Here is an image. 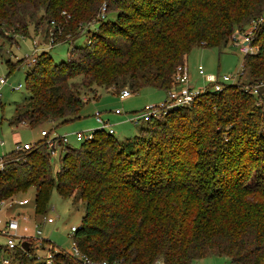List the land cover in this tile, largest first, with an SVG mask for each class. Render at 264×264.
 <instances>
[{
	"label": "trees",
	"instance_id": "16d2710c",
	"mask_svg": "<svg viewBox=\"0 0 264 264\" xmlns=\"http://www.w3.org/2000/svg\"><path fill=\"white\" fill-rule=\"evenodd\" d=\"M263 15L264 0H0V38L26 34L28 24L38 30L44 20L54 23L51 43L70 45L65 60L42 51L26 68L28 95L14 103L8 124L50 122L54 130L79 119L99 88L167 92L193 48L221 50ZM253 44L258 51L243 59L246 81L219 91L208 84L192 105L145 122L133 137L95 129L92 139L65 146L55 171L43 139L6 153L0 203L30 188L37 213L53 190L82 200L72 239L92 259L190 264L221 255L264 264V101L244 90L264 81V20ZM8 264L79 263L61 249L47 263L30 246L16 248Z\"/></svg>",
	"mask_w": 264,
	"mask_h": 264
},
{
	"label": "rangeland",
	"instance_id": "374dc122",
	"mask_svg": "<svg viewBox=\"0 0 264 264\" xmlns=\"http://www.w3.org/2000/svg\"><path fill=\"white\" fill-rule=\"evenodd\" d=\"M62 14H64V12H62ZM88 24H90L89 27L93 28L96 23L92 21ZM53 26V22L47 23V21L41 20L38 30H35L33 24H28L26 34L0 38V75H9L7 76V85L2 89L0 98V139L4 141V144L0 146V155L12 151L16 142L33 143L40 140V131L42 127L46 128V130H51V132L57 135L99 129L100 125L93 117L95 111H99L103 119H109L115 131L114 136L117 140L121 141L133 137L139 133V129L144 123H129L127 122V118H129L132 113L139 111L145 104H157L166 98L167 93L164 90L155 89L153 87H145L136 93L130 92V95L124 99H120L117 95L120 91L115 94L110 90L99 88L97 98H90L82 106L79 119L62 124L54 130L50 122L35 127H31L27 123L9 125L8 119L15 112L14 103L22 101L28 95L24 86L25 71L28 66L34 63L30 62L28 57L35 59L40 52L49 51L55 63L67 58L68 49L70 47L68 43L60 42L55 45L51 43L50 38ZM47 29L49 36L46 33ZM85 41L86 37L81 36L76 40L75 44H83ZM243 59L244 55L238 50V47L229 42L221 50L205 47L193 48L188 54L186 66L189 73L192 75L191 83L197 87L204 84V77L197 72L198 66L201 65L203 67L204 76L209 77L210 83H213L216 80L222 81L223 76L235 75L236 72L241 69ZM6 61L13 66L16 65V69L13 72L9 73L10 71ZM51 64L52 63H50V65ZM76 80H79V78ZM244 80L246 81L247 78L243 76L242 81ZM18 83H21L23 86L19 90H13L12 87ZM226 84H229V82ZM83 96L84 98H88L90 94L85 93ZM116 109L120 110L122 114H114ZM69 142L72 146L78 145V142L73 140V138H69ZM58 157L59 156L52 157L51 162L54 171L59 168ZM34 192V188H30L26 192L11 198L12 200L29 199L27 205L16 207L11 212L15 214L21 211L22 214L30 218V221L33 220V222L40 223L39 228L41 230V237L44 238L45 241L53 243L65 253L70 254L73 249V239L70 228L71 226L78 227L81 223V217L84 211L82 200L74 196H61L53 190L46 211L44 213H37L34 209ZM11 199L7 201H11ZM7 204H9V202L3 204V206L5 207ZM45 217L53 218L54 222L50 224L43 222ZM46 245L47 243L39 244L37 240L34 241L33 249L37 258L44 259V255L48 249ZM190 264L235 263L225 256L214 255L193 260Z\"/></svg>",
	"mask_w": 264,
	"mask_h": 264
},
{
	"label": "built area",
	"instance_id": "2783aa9c",
	"mask_svg": "<svg viewBox=\"0 0 264 264\" xmlns=\"http://www.w3.org/2000/svg\"><path fill=\"white\" fill-rule=\"evenodd\" d=\"M105 4L101 6L100 9V18L105 16ZM264 20V15L261 16L258 20H253L250 22L248 27L244 31L235 30L230 38V43H233L238 50L243 54H254L258 51V46L253 44V37L257 24ZM52 41V40H51ZM35 44V42H34ZM30 62H34L35 59L28 57ZM197 72L199 75L204 77V84L195 86L191 82V76L186 66H178L175 70L174 80L176 82L175 87L169 89L166 93L165 100L157 104H145L139 111H136L127 118V122L137 124L145 123L151 119L158 118L166 114L169 110L179 107H185L192 105L195 100L198 98V95L203 93L207 89V85L210 83V78L204 76L203 67L200 65L197 67ZM244 76V65L242 63L241 69L236 72L235 75H227L222 77V81L216 80L213 83H210L211 90L219 91L223 88L226 83H236L242 81ZM209 84V85H210ZM7 85V75H0V98L1 91ZM23 85L18 83L13 86V90H19ZM245 91H249L251 94L258 97L259 101H264V81L257 82L253 85H245ZM130 95L128 89H122L118 94L120 99H124ZM121 111L116 109L115 113H120ZM94 118L96 122L100 125L99 129H103L110 134H115L111 124L103 119L99 111H95ZM94 131V130H93ZM93 131H77L72 133V136L76 142L92 139ZM41 139H43V144L46 145L47 150L50 153V156H60L63 154L64 148L68 145L70 134L57 135L53 132H48L46 129L40 131ZM4 144V141L0 139V146ZM14 151L18 150H27L30 149L34 142H25L20 143L16 142ZM6 154V153H5ZM5 154L0 155V170L4 167ZM59 158V157H58ZM3 206V204L8 203ZM29 203V199H14L11 201H3L0 203V248L2 250V263L8 264L9 256L15 251L16 248H22L23 242H28L33 247L35 240L39 244L47 243L48 246L47 252L44 255V259L47 263H50L52 260L53 252L59 250L56 246H53V243L47 242L44 238L41 237V230L37 222L30 221V218L22 214L21 211L13 214L11 211L16 207H23ZM5 209V210H3ZM7 210V211H6ZM6 211V212H4ZM47 224L53 223L54 219L51 217H45L44 221ZM32 226V228H31ZM77 227L71 226L70 233L73 235ZM25 251V250H24ZM71 257L76 259L79 264H120L117 261H108L92 259L88 255L82 253L76 244L73 242L72 252L69 254ZM154 264H165L161 260H157Z\"/></svg>",
	"mask_w": 264,
	"mask_h": 264
},
{
	"label": "crops",
	"instance_id": "0c3cea01",
	"mask_svg": "<svg viewBox=\"0 0 264 264\" xmlns=\"http://www.w3.org/2000/svg\"><path fill=\"white\" fill-rule=\"evenodd\" d=\"M190 76H191V81H192V75L190 74ZM193 84V83H192ZM166 92V91H165ZM119 94V93H118ZM117 94V95H118ZM95 113V112H94ZM94 113H93V117H94ZM114 114H116V115H121L122 114V112H120V113H115V111H114ZM101 116H102V114H101ZM95 119V118H94ZM108 122H109V119H106ZM96 121V120H95ZM110 123V122H109ZM111 124V123H110ZM111 126H112V124H111ZM44 129H46V128H44ZM95 130V129H94ZM77 132V131H76ZM72 133H74V132H70V133H65V134H70V136H69V138H73V136H72ZM73 140H74V138H73Z\"/></svg>",
	"mask_w": 264,
	"mask_h": 264
},
{
	"label": "water",
	"instance_id": "95a60500",
	"mask_svg": "<svg viewBox=\"0 0 264 264\" xmlns=\"http://www.w3.org/2000/svg\"><path fill=\"white\" fill-rule=\"evenodd\" d=\"M30 246L31 244L28 243V242H23L22 243V248L25 250V251H28L30 249Z\"/></svg>",
	"mask_w": 264,
	"mask_h": 264
}]
</instances>
